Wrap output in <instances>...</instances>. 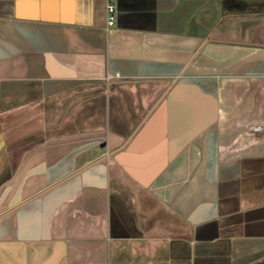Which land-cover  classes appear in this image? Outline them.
I'll return each instance as SVG.
<instances>
[{"label": "crops", "instance_id": "crops-1", "mask_svg": "<svg viewBox=\"0 0 264 264\" xmlns=\"http://www.w3.org/2000/svg\"><path fill=\"white\" fill-rule=\"evenodd\" d=\"M0 0V264H264V0Z\"/></svg>", "mask_w": 264, "mask_h": 264}, {"label": "built area", "instance_id": "built-area-1", "mask_svg": "<svg viewBox=\"0 0 264 264\" xmlns=\"http://www.w3.org/2000/svg\"><path fill=\"white\" fill-rule=\"evenodd\" d=\"M106 1V23L107 28H111L116 25L117 21V4L114 0Z\"/></svg>", "mask_w": 264, "mask_h": 264}]
</instances>
